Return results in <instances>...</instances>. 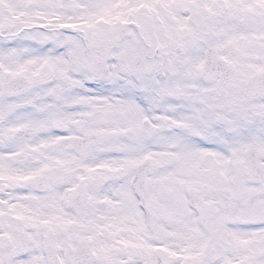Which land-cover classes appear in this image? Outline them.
I'll list each match as a JSON object with an SVG mask.
<instances>
[{
  "label": "snow or ice",
  "instance_id": "6c2138e0",
  "mask_svg": "<svg viewBox=\"0 0 264 264\" xmlns=\"http://www.w3.org/2000/svg\"><path fill=\"white\" fill-rule=\"evenodd\" d=\"M0 264H264V0H0Z\"/></svg>",
  "mask_w": 264,
  "mask_h": 264
}]
</instances>
